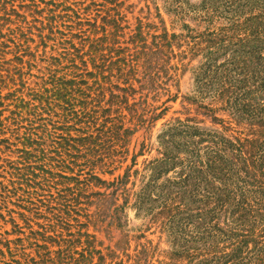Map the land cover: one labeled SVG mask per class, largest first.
<instances>
[{"label": "trees", "instance_id": "obj_1", "mask_svg": "<svg viewBox=\"0 0 264 264\" xmlns=\"http://www.w3.org/2000/svg\"><path fill=\"white\" fill-rule=\"evenodd\" d=\"M201 1L199 13L205 16L201 22L212 24L210 15L220 12L233 13L234 19L226 30L201 33L203 37H197L193 46L175 44L186 37L170 34L166 28L153 36L149 46L140 27L132 36L130 46L135 48L130 54L128 47L119 42L106 55V40L82 41L90 43L87 54L93 74L87 70L78 74L82 69L77 61L87 66L85 57H80L83 49L74 47V52L67 54L69 67L75 72L70 79L54 77L46 99L53 106L52 118H56L52 124L68 127L66 136L56 143V152L69 155L71 163L60 160L58 172L47 170L51 175L47 181L51 183L25 179L28 188L36 189L37 185L39 190L49 192V199L41 207L52 212L64 208L57 214L49 213L52 216L41 227L43 231L32 233L34 242L30 245L37 249L36 264H107V260H111L109 264H123L118 262L116 250L104 255L96 237L88 231L93 219L86 213L95 203L105 206L101 219L109 218L110 224L117 227L123 226V215L132 204L144 219L167 234L172 264H264V0ZM112 23L116 26L115 21ZM199 55L202 62L192 72L196 90L185 101L196 107L197 115L209 119L212 127L196 118L164 124L157 137V157L145 161L142 172L131 173L132 169L127 168L113 182L103 181L94 169L104 167L110 174L119 169L129 158L134 134L141 126H152L167 111L164 108L160 114H156L157 109L151 115H139L142 104L135 97L142 86L136 90L134 84L146 79L162 86L169 70L177 72L181 65L186 71L184 60ZM112 58H117L116 62ZM173 59L177 64L169 68ZM138 74L143 75L141 82ZM88 77L94 79L92 85ZM106 92L111 96L109 103H104ZM176 99L170 96L169 101ZM18 101L16 115L22 118L30 104ZM39 103L42 109V101ZM125 111L131 115L128 122ZM35 114L34 121L40 120L39 113ZM148 147L142 146L143 150ZM136 158L135 155L131 160L133 167L137 165ZM76 168L77 176L73 175ZM64 169L73 176H63ZM86 169L89 172L82 179L80 173ZM16 175L19 179L26 177ZM95 188L106 192H95ZM110 189L111 193H107ZM30 192L28 196H32ZM82 218L86 221L82 222ZM58 222L67 230L59 231ZM124 238V247L118 244V250L130 247L128 236ZM138 247L140 250L128 256L129 260L148 264L151 244ZM78 248L82 251L78 252ZM14 263L26 264L27 259Z\"/></svg>", "mask_w": 264, "mask_h": 264}, {"label": "rangeland", "instance_id": "obj_2", "mask_svg": "<svg viewBox=\"0 0 264 264\" xmlns=\"http://www.w3.org/2000/svg\"><path fill=\"white\" fill-rule=\"evenodd\" d=\"M202 3L201 0H0V264H17L14 262L23 258L27 259L26 264L39 262L36 257L37 249L30 245L34 242L31 241L34 237L32 233L43 231L41 227L45 226L52 216L49 213L57 214V211L64 209L61 207L52 212L41 207L42 203L49 199V192L39 190L37 185H34L36 189L28 188L25 179L28 177L37 184L45 180L47 184L50 182L47 180H51L47 170L53 168V172H58L60 160L65 159L71 163L69 155L62 156L56 152L59 151V144L56 143L66 136L68 127L62 123L52 124L56 118H52L53 106L49 105V99H46L50 96L49 90H52L54 77L67 76L66 79H70L69 75L75 72L69 67L70 56L67 54L74 52V47L83 49L80 57H85L87 66L85 68L80 60L77 61V65L82 69L78 74H85L86 71L83 70L93 74V65L87 54L90 43L85 44L82 41L87 38L106 40L103 43L106 50L103 53L106 55L113 50V44L119 42L122 47H128L126 49L130 54L135 48L130 46L132 36L140 27L147 36L149 46L153 44V36L162 33L163 28L170 34L186 37L182 42L179 40L175 44L193 46L197 37H203L201 33L226 30L234 19L233 13H214L210 15L213 25H207L204 21L201 22L202 17H205L199 13ZM185 25L189 27L188 31L184 30ZM192 30L197 32L192 33ZM117 32L119 37L116 36ZM191 37H195L194 40ZM175 52L180 53L177 48ZM112 60L116 62L117 58ZM201 62V55L194 59L186 58V71L181 69V65L177 72L169 70L166 73V81L165 78L162 79V86L158 82H146L143 75L138 74L137 80L141 82L143 79L142 83L134 84L136 90L142 86V90L140 89V93L135 97L136 101L142 104L139 115L146 112L151 115L157 109L156 114H160L164 108L167 111L152 126H141L134 134L130 139L129 158L119 169L110 174L109 169L97 166L93 171L95 174L110 183L123 176L127 168L132 169L131 173L135 170L142 172L145 161H152L157 157V137L164 129V124L176 119L196 118L198 121H204L208 128L212 127L209 119L197 115L196 107L188 105L185 101L186 98L194 96L196 84L192 72ZM170 64L169 68L176 65V59ZM88 78L92 85L94 79ZM106 94L104 103L111 101L109 93ZM170 96L176 97V101H169ZM18 99L30 104L22 118L16 115ZM40 100L43 103L42 109L38 107L41 106ZM132 103L133 101L130 102ZM36 112L40 116L38 121H34ZM123 115L128 122L131 115L127 111ZM127 125L130 126L128 123ZM71 133L73 137L76 136L75 131ZM144 144L151 150H148L149 147L143 150ZM135 155L137 165L133 167L131 160ZM41 167H44L45 171ZM62 171L66 173L61 174L67 177L79 174L77 168L73 175L69 169ZM88 172L89 169L82 171L81 178L86 177ZM17 173L26 177L19 179ZM57 188L61 190L62 187ZM35 190L37 192H34ZM94 191L106 192L97 188ZM28 192L32 196H28ZM107 193H111V189ZM121 202L122 200L119 204ZM36 206L41 208L38 210ZM104 207L95 203L86 213L93 219L88 231L96 237L104 255L116 250L118 262L133 264L128 256L132 257L140 250L139 244L148 243L152 247L148 264H172L169 259L172 248L168 236L158 225L150 224L142 213L139 214L132 208V204H129L123 215V226L117 227L116 224H110L109 218L101 219ZM80 220L86 221L83 218ZM58 223L59 231H63L61 228L67 230ZM70 224L74 226L71 221ZM71 232L75 230L72 229ZM51 235L54 236L53 233ZM124 236H128L130 247H126L127 250H118L116 245L124 247ZM139 236L144 238L137 240ZM81 251L82 249L78 248V252ZM109 263L111 260H107V264Z\"/></svg>", "mask_w": 264, "mask_h": 264}]
</instances>
